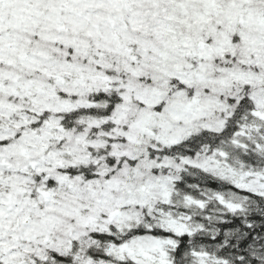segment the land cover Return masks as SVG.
I'll return each mask as SVG.
<instances>
[{
    "label": "snow or ice",
    "instance_id": "snow-or-ice-1",
    "mask_svg": "<svg viewBox=\"0 0 264 264\" xmlns=\"http://www.w3.org/2000/svg\"><path fill=\"white\" fill-rule=\"evenodd\" d=\"M0 264H264V0H0Z\"/></svg>",
    "mask_w": 264,
    "mask_h": 264
}]
</instances>
